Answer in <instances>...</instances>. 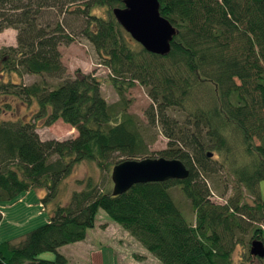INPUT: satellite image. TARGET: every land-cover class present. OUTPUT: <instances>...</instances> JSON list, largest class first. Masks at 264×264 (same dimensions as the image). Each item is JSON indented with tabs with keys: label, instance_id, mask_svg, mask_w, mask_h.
I'll return each instance as SVG.
<instances>
[{
	"label": "trees",
	"instance_id": "trees-1",
	"mask_svg": "<svg viewBox=\"0 0 264 264\" xmlns=\"http://www.w3.org/2000/svg\"><path fill=\"white\" fill-rule=\"evenodd\" d=\"M158 1L178 29L165 54L145 49L116 21L111 7L122 0H0V30L16 31L15 44L0 50V111L12 109V101L30 111L0 118V203L42 187L44 209L81 159L110 170L123 158L163 155L188 168L184 178L135 182L115 194L109 176L85 177L45 221L0 238V264H77L57 247L83 238L99 208L159 264H235L230 252L238 232L249 230V220L264 224V204L256 200L264 179V0ZM99 6L106 14L94 10ZM76 34L94 46L119 98L135 82L146 88V115L160 124L164 147L148 149L145 127L125 100H106L93 72H67L59 44ZM24 74L40 79L24 81ZM57 117L76 123L78 135L40 138L36 126ZM222 182L231 191L217 202L212 187ZM171 185L188 198L193 218L182 214ZM250 229L248 242L264 241L261 225ZM44 250L54 258L39 257Z\"/></svg>",
	"mask_w": 264,
	"mask_h": 264
},
{
	"label": "rangeland",
	"instance_id": "rangeland-1",
	"mask_svg": "<svg viewBox=\"0 0 264 264\" xmlns=\"http://www.w3.org/2000/svg\"><path fill=\"white\" fill-rule=\"evenodd\" d=\"M94 10L106 14L104 7L99 6ZM15 29L4 27L0 30V50L2 46L15 44ZM61 60L67 72L72 74L75 68L83 71L93 72L100 80V89L107 101L123 99L127 103L126 110L130 112L145 127V138L148 142V149L157 150L166 145V136L162 133L158 122L151 123L146 115V108L150 102L146 88L138 82L126 87L123 90V98H119V93L108 80V68L100 62L98 53L89 40L81 34H76L69 43H60ZM2 75L0 76L1 79ZM50 81L57 79L47 77ZM24 81L40 79V76L24 74ZM5 98V97H4ZM33 105V104H32ZM28 106V105H27ZM21 102L12 101V109L5 112L0 111V118L29 117V107ZM31 106V105H29ZM44 119L39 120V123ZM40 138H54L57 140L73 139L78 135L76 123L57 117L47 124H38L35 128ZM151 138V139H149ZM156 154V153H153ZM111 170V169H110ZM110 170H100L94 161L81 159L74 162L70 170L65 173L58 183L57 194L54 199L47 201L46 207L42 209L37 204L35 189L22 193V200L1 202L2 216L0 217V238L13 239L17 235L24 233L30 228L46 220L49 211L56 202H65L73 189L82 186L83 179L87 176L102 178L109 176V186H112ZM209 183L208 178H206ZM39 193H43L41 187ZM261 195L256 200L264 204V179L259 182ZM170 194L177 203L186 219L194 217V211L189 205L188 198L181 192L177 185L168 187ZM231 189L224 187L223 182L216 187H212L211 199L217 202L225 201ZM248 195L247 193H245ZM252 198V196H248ZM249 230L238 232L242 235L230 252L231 260L235 264H264V256L257 257L249 253L248 240L251 236V226L261 225L264 229L263 221L249 220ZM64 253L68 262L77 264H159V261L149 251H147L127 230L118 222L110 218L107 213L99 208L93 226L87 227L83 238L66 242L57 247ZM54 251L44 250L38 256L43 258H54ZM23 264H39L37 262L25 261Z\"/></svg>",
	"mask_w": 264,
	"mask_h": 264
},
{
	"label": "water",
	"instance_id": "water-1",
	"mask_svg": "<svg viewBox=\"0 0 264 264\" xmlns=\"http://www.w3.org/2000/svg\"><path fill=\"white\" fill-rule=\"evenodd\" d=\"M123 5L111 7V13L121 27L145 49L165 54L170 49V40L177 26L159 11L158 0H122ZM211 154L210 151L207 152ZM188 168L177 157L145 155L138 158H123L111 166V192L120 193L131 184L149 180L184 178ZM249 253L264 256V241L253 236L249 242Z\"/></svg>",
	"mask_w": 264,
	"mask_h": 264
},
{
	"label": "crops",
	"instance_id": "crops-1",
	"mask_svg": "<svg viewBox=\"0 0 264 264\" xmlns=\"http://www.w3.org/2000/svg\"><path fill=\"white\" fill-rule=\"evenodd\" d=\"M41 188H42V187H41ZM34 189H35V193H36V197H37V199H36V200H37V204L39 205V203H40V202H39V201H40V198H39V197H40V195H41L42 193H39V191H40L39 188H36V187H35ZM29 190H30V189H29ZM29 190H27V192H29ZM41 191L44 192V189L42 188ZM27 192H26V193H27ZM19 199L22 200V199H24V197L22 198V196H20V197L18 198V200H19Z\"/></svg>",
	"mask_w": 264,
	"mask_h": 264
}]
</instances>
